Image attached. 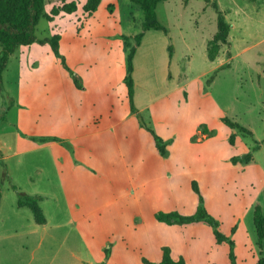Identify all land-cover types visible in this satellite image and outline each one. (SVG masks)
<instances>
[{
    "label": "rangeland",
    "instance_id": "obj_1",
    "mask_svg": "<svg viewBox=\"0 0 264 264\" xmlns=\"http://www.w3.org/2000/svg\"><path fill=\"white\" fill-rule=\"evenodd\" d=\"M70 2L74 13L40 19L35 31L37 41L59 36L60 58L49 44L35 42L19 47L2 73L0 264H76L72 255L85 256L87 247L93 264L105 260V249L112 253L109 264H158L162 247L185 264H230L228 243L217 244L207 224L166 225L154 218L157 212L194 214L192 182L218 231L233 242L235 263L264 264V238L258 244L254 226L256 207L264 219V14L255 12L264 0H169L158 6L166 34L144 33L131 76L133 104L165 144L166 157L130 112L124 83L128 54L142 31L140 7L102 0L87 15L84 0H47L44 13ZM212 2L233 29L209 61L206 46L217 17ZM221 118L252 135L228 128ZM205 128L212 138L201 133ZM21 131L69 142L96 175L64 170L73 158L65 149H40ZM93 146L98 151L88 155ZM248 153L252 164L231 163ZM11 185L44 197L39 206L46 225H36L28 208H17ZM5 230L17 235L4 240Z\"/></svg>",
    "mask_w": 264,
    "mask_h": 264
},
{
    "label": "trees",
    "instance_id": "obj_2",
    "mask_svg": "<svg viewBox=\"0 0 264 264\" xmlns=\"http://www.w3.org/2000/svg\"><path fill=\"white\" fill-rule=\"evenodd\" d=\"M47 0H0V93L2 92V73L6 68L9 57L19 48L27 47L35 42L40 45L49 44L51 52L56 58H60L59 54V36L53 35L50 39H44L37 41L35 36L36 27L40 19H46L51 21L53 17L59 14H72L76 11V4L74 2L63 3L60 7H55L51 10L49 14L44 13V6ZM102 0H84L83 11L87 15H91L96 11L97 6ZM134 4L138 5L141 9L143 15V22L141 25V33L135 36V46L130 50L127 57V69L126 75L124 77V83L127 88L128 104L129 109L132 114H135L139 125L141 128L145 129L153 138L155 146L157 148L158 154L161 157L167 156V150L165 144L162 140L144 123L142 117L137 112L133 104V79H132V58L135 53V47L140 45L141 39L146 31L154 30L161 31L166 34L165 28L157 19L156 9L157 6L168 0H131ZM208 2V0H204ZM211 7L216 12V33L211 40L208 41L206 46L207 58L209 61H214L218 56L219 47L221 45H226L228 43V36L230 32V25L225 20V14L219 10L217 3L212 2ZM123 40L125 38L122 37ZM64 65V64H63ZM65 69L73 77L75 87L81 89L80 81L72 72L65 66ZM223 70L218 68L217 71ZM216 74V71L211 75L207 81L206 85H209ZM221 122L230 129H237L242 133L249 136L252 133L246 128L240 126L236 122H232L228 118H221ZM206 138H212L214 132L211 130H206V128L201 130ZM35 143L45 144L49 142H60L62 146L71 151V146L62 142L56 137H31ZM232 144V143H231ZM257 146V143H256ZM256 151V147L254 148ZM254 162V158L251 153L245 154L242 157H234L231 159L233 165H248ZM12 190L16 193V206L18 208H28L33 216V221L37 225L45 224V217L39 206V202L43 199L42 196L28 195L20 191L15 185H11ZM192 191L198 197V206L196 211L192 215H181L176 211H171L167 213L157 212L154 216L158 223L166 225H189L195 223L207 224L212 229L214 239L217 244L222 242L228 243L230 251L228 258L230 264L235 263V257L232 252L233 242L224 237L218 231V222L212 218L203 206V200L200 196L197 184L195 182L191 183ZM254 226L256 229L258 244L264 238V219L262 218L259 209L255 208L254 213ZM110 256L109 249L104 250V259L100 264H106L107 259ZM142 264H154L145 259H142ZM158 264H185L182 257L178 259H173L171 257L170 249L168 247L161 248V260Z\"/></svg>",
    "mask_w": 264,
    "mask_h": 264
},
{
    "label": "crops",
    "instance_id": "obj_3",
    "mask_svg": "<svg viewBox=\"0 0 264 264\" xmlns=\"http://www.w3.org/2000/svg\"><path fill=\"white\" fill-rule=\"evenodd\" d=\"M169 1V0H168ZM168 1H166V2H163V3H167ZM160 5V4H159ZM158 5V6H159ZM158 6H157V8H158ZM264 6V5H263ZM261 7L260 9H258V10H255V12L257 13V12H261L262 14H264V7ZM157 10V9H156ZM247 18H248V16H247ZM250 18V17H249ZM256 18H259V14H256ZM157 19H158V17H157ZM250 20H253V18L251 17L250 18ZM159 21V20H158ZM262 23H264V22H262ZM233 29V25L231 24L230 25V30H232ZM150 31V30H149ZM147 32V31H146ZM144 36V35H143ZM142 39H143V37H142ZM216 60V59H215ZM135 108H136V106H135ZM136 110H137V108H136ZM137 112H138V110H137ZM85 130H86V128H85ZM86 133L84 132V130L83 131H81L80 133H78V132H75L74 131V133H73V135H74V138H77V139H79L80 137H82V136H84ZM21 135L25 138V139H28V140H30V138L31 137H56V138H58V139H60L62 142H65V140H63V139H61L60 137H57V136H54V135H40V136H36V135H30V134H27V133H24V132H22L21 131ZM205 136V135H204ZM206 138V137H205ZM206 139H208V138H206ZM34 145H36V146H38V147H40V149H45V150H50V151H52V148L55 146V145H60L63 149H65V151H67L73 158H72V165L71 164H69L68 166H67V168H65L64 170H81V171H83L85 174H87V175H91V174H93V175H96V169L95 168H93L91 165H89V162H88V159L84 156V159H79L77 156H76V151H75V147L72 145V144H70L69 142H66V143H68L70 146H71V151H69L67 148H65L64 146H62L61 145V143L60 142H49V143H45V144H38V143H35V142H33L32 140H30ZM94 145V144H93ZM97 145V144H96ZM95 146V145H94ZM91 147L90 148V151L88 152V155H90V154H94L95 153V151H98V148L97 147ZM60 152H64V151H61L60 149L58 150V153L60 154ZM81 166V169H78L79 167ZM82 166H84V168L82 167ZM59 171V170H58ZM43 197V196H42ZM43 199H44V197H43ZM42 199V200H43ZM41 200V201H42ZM40 201V202H41ZM39 202V203H40ZM18 208V207H17ZM42 210V209H41ZM42 213H43V211H42ZM44 215V214H43ZM44 217H45V215H44ZM46 223H47V220H46V217H45V224L44 225H46ZM37 225V224H36ZM44 225H39V226H44ZM78 233L80 234L81 232H76V234L78 235ZM14 234L15 235H17V231L16 230H14V231H11V230H5V235H4V240H7V239H10V238H12V237H14ZM77 235H76V237H77ZM54 236H56V235H51L50 237L51 238H54ZM79 237H80V239H81V243H84L85 242V240L83 239V236H81V235H78ZM85 237H89V236H85ZM91 237V236H90ZM79 239V238H78ZM52 241L53 240H51V241H48V243L49 244H51L52 243ZM86 255L85 256H83V255H81L82 254V252L81 251H78L77 252V255H75V254H73L72 255V259L74 260V262L76 263V264H93L91 261H89V258H90V253H91V250L89 249V247H87L86 248ZM109 251H110V256H109V258L107 259V261H106V264H109V262H110V260H111V258H112V253H111V250L109 249ZM103 261V260H102ZM98 264H100V263H98Z\"/></svg>",
    "mask_w": 264,
    "mask_h": 264
}]
</instances>
